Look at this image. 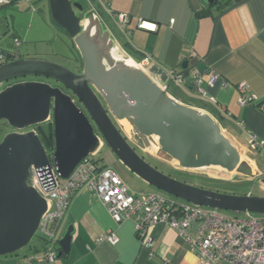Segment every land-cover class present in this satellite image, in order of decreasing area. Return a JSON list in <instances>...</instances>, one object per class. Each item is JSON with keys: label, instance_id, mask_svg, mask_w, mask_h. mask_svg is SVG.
<instances>
[{"label": "water", "instance_id": "obj_1", "mask_svg": "<svg viewBox=\"0 0 264 264\" xmlns=\"http://www.w3.org/2000/svg\"><path fill=\"white\" fill-rule=\"evenodd\" d=\"M46 3L52 23L77 52L73 63L78 70L40 57L0 65V124L11 129L0 137V257L30 246L47 210V200L28 183L30 169L49 168L52 162L59 179H66L103 144L132 174L163 194L233 215H264V196L188 184L146 161L145 153L156 147L181 170L218 167L257 176L211 114L172 97L146 70L113 59L115 39L96 14L78 1ZM180 67L174 79L181 77L191 87L193 68L187 61ZM25 77L45 80H17ZM120 118L131 126L129 136ZM44 123L52 126L50 155L41 139ZM72 231L69 225L58 238L57 257L68 253Z\"/></svg>", "mask_w": 264, "mask_h": 264}, {"label": "crops", "instance_id": "obj_2", "mask_svg": "<svg viewBox=\"0 0 264 264\" xmlns=\"http://www.w3.org/2000/svg\"><path fill=\"white\" fill-rule=\"evenodd\" d=\"M73 1L96 14L115 43L128 54L137 59L149 55L151 61L146 72L156 83L167 90L171 82L186 89L183 96L168 91L172 97L216 118L252 170L257 172L254 178L237 181L252 182L259 191L263 189L260 179L264 177V158L259 150L250 149L248 141L250 134L257 138L264 136V113L259 108L264 105V0H248L236 7L232 6L243 0H213L212 3L207 0ZM44 11L49 13L46 0L15 1L1 8L0 49H17L18 58H48L42 51H31L29 47L25 48L26 55H22V41L16 47L14 40H22V36L28 38L30 30L19 32L15 27V16L11 14L14 12L17 16V13L27 12L44 24ZM118 14L127 16L124 28L120 27ZM8 15H12L10 22ZM139 22L155 24L156 29H139ZM50 23L54 25L51 19ZM31 24L32 20L28 26ZM183 61L193 68L192 74L194 71L200 73L204 96L196 93L184 79H174V74L181 71ZM212 74L218 75V80L211 85ZM242 83L241 91L238 85ZM241 95L252 96V100L239 104ZM103 147L106 146L103 144ZM104 153V157L97 159L98 165L113 169L127 187L131 184L136 189L149 191V185L122 165L109 148ZM149 155L157 165L179 171L164 158L154 157L152 151ZM233 193L254 195L246 190ZM69 225L73 231L68 253L52 263L33 264H199L189 245L175 231L161 224L147 228L151 246L146 248L136 234L133 220L117 224L98 196L86 188L72 195L60 225V236ZM110 232L117 237L116 243L100 240ZM41 250L42 241L37 238L16 254L0 257V264L24 263L26 256H37Z\"/></svg>", "mask_w": 264, "mask_h": 264}, {"label": "built area", "instance_id": "obj_3", "mask_svg": "<svg viewBox=\"0 0 264 264\" xmlns=\"http://www.w3.org/2000/svg\"><path fill=\"white\" fill-rule=\"evenodd\" d=\"M15 1L28 0H0V9ZM118 21L120 27L124 28L127 16L118 14ZM137 27L149 31L156 29L155 24L145 22H139ZM19 43V40H14L16 47ZM113 48L126 58L132 59L143 70H146L151 61L149 55L140 59L134 58L117 43H114ZM18 56L17 49H0V65L15 60ZM175 80L180 81L181 77ZM216 80L218 75L212 74L209 84H214ZM191 87L199 95H205L201 86V75L197 71L192 75ZM243 88V83L238 85L239 90L242 91ZM250 100L252 96L241 95L238 102L246 104ZM259 106L264 113V105ZM248 144L250 149L259 150L264 158V136L257 138L250 134ZM48 153L50 155L51 150ZM28 183L47 200V210L37 231L42 241L41 253L37 256H26L25 262L21 264L54 262L59 252L61 222L72 195L81 188L94 192L117 224L133 220L136 234L143 240L146 248L151 246L147 228L161 224L171 228L189 245L199 264H264V217L250 213L244 217L228 216L217 210L168 198L159 191H130L113 169L98 166L90 157L80 161L68 178L63 180L59 179L52 162L49 168H31ZM51 200H54V204ZM100 240L114 244L117 237L110 232Z\"/></svg>", "mask_w": 264, "mask_h": 264}, {"label": "rangeland", "instance_id": "obj_4", "mask_svg": "<svg viewBox=\"0 0 264 264\" xmlns=\"http://www.w3.org/2000/svg\"><path fill=\"white\" fill-rule=\"evenodd\" d=\"M32 5V4H31ZM42 10H44V6L41 7ZM40 13L39 11H37ZM36 12V13H37ZM13 16H15V27L17 26V30L22 33L26 29H29V36L28 38H25V36H22V40L16 38L15 40H19V42L22 41V47H21V53L22 55H26L25 48L29 47L31 51H42L41 53H44V57H48L49 59H52L56 62L62 63L65 66L69 67L72 70H78V68L74 67L73 63V57H78L77 52L73 51V47L71 45L70 39L68 36L64 35L59 28L55 27L50 23L49 19V13L47 11H44V24L40 21L38 17L31 18L29 13H17V16L14 12H11ZM12 15L9 16V22L11 21ZM39 16V15H38ZM40 17V16H39ZM31 18V19H30ZM41 18V17H40ZM32 20V24L28 26L29 21ZM21 43H19L20 45ZM168 91L170 93H174L180 96L185 95L186 89L183 86H178L174 82H171L168 88ZM216 119V118H215ZM217 120V119H216ZM218 121V120H217ZM119 124L123 127L124 132L129 136L131 126L125 119H118ZM44 133H48V123L43 124ZM11 129L6 125L0 124V137L3 133L10 131ZM225 133V132H224ZM106 146V145H105ZM107 146L103 147L98 151L96 154V158L94 156H91L90 158L98 159L100 157H104V152L107 150ZM150 150L152 151L154 157L156 158H164L165 160L171 162L176 168H178L177 162L170 160L167 156L162 154L159 150L156 151V147H150ZM156 151V152H155ZM145 160L148 161L151 165L155 166L158 170L162 171L164 174L169 175L171 177H174L178 180L184 181L188 184L196 185V186H202L204 188H213L214 190L217 189L219 192H225L234 194L245 191H251L254 195H264V184H262V190H258L257 186L252 182H238L237 180H241L243 178H246L242 175L237 174L236 172L232 173H225L221 171L220 169L215 168H207V169H196V170H181L179 171H173L169 167L160 166L157 165V162L152 161L149 159V154L145 153L144 155ZM242 159L247 161V159L244 157V155H241ZM248 162V161H247ZM149 191H157L152 187H147ZM128 189L130 191L139 192L140 190L143 192L142 189H136L132 187L131 184L128 185ZM146 191V190H145ZM164 196L168 198L174 197L168 196L166 194H163ZM52 204H54V200H51ZM221 213L232 216L233 214L228 211H220ZM238 217H244L246 214L242 213L237 215ZM260 217H264V215H257ZM37 238L35 237L32 240V243L36 242Z\"/></svg>", "mask_w": 264, "mask_h": 264}, {"label": "trees", "instance_id": "obj_5", "mask_svg": "<svg viewBox=\"0 0 264 264\" xmlns=\"http://www.w3.org/2000/svg\"><path fill=\"white\" fill-rule=\"evenodd\" d=\"M42 131V130H40ZM42 142L44 143V146L46 147L47 151H50L52 149L53 140H52V126L49 125L48 127V133L41 136ZM91 160L98 165V160L95 158H91ZM100 166V165H98ZM202 187V186H201ZM39 240L41 239L39 235L36 236Z\"/></svg>", "mask_w": 264, "mask_h": 264}, {"label": "bare ground", "instance_id": "obj_6", "mask_svg": "<svg viewBox=\"0 0 264 264\" xmlns=\"http://www.w3.org/2000/svg\"><path fill=\"white\" fill-rule=\"evenodd\" d=\"M111 55L113 57L114 60L116 61H122L124 63H126L129 66H137L132 59H128L126 58L124 55H122L120 52H118L117 49L113 48L111 51ZM215 169H219L218 167H212Z\"/></svg>", "mask_w": 264, "mask_h": 264}, {"label": "flooded vegetation", "instance_id": "obj_7", "mask_svg": "<svg viewBox=\"0 0 264 264\" xmlns=\"http://www.w3.org/2000/svg\"><path fill=\"white\" fill-rule=\"evenodd\" d=\"M17 80H45V79L38 78V77H25V78H19Z\"/></svg>", "mask_w": 264, "mask_h": 264}, {"label": "snow or ice", "instance_id": "obj_8", "mask_svg": "<svg viewBox=\"0 0 264 264\" xmlns=\"http://www.w3.org/2000/svg\"><path fill=\"white\" fill-rule=\"evenodd\" d=\"M146 27H150V26H146Z\"/></svg>", "mask_w": 264, "mask_h": 264}]
</instances>
